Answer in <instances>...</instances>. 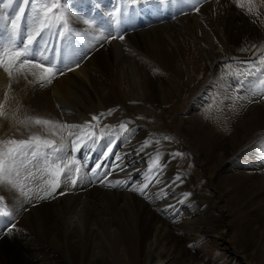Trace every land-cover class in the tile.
I'll use <instances>...</instances> for the list:
<instances>
[{"label": "bare ground", "instance_id": "1", "mask_svg": "<svg viewBox=\"0 0 264 264\" xmlns=\"http://www.w3.org/2000/svg\"><path fill=\"white\" fill-rule=\"evenodd\" d=\"M198 7V13L190 5L187 14L179 13L168 26L153 28L155 37L128 19L120 25L126 45L132 48L128 51L115 39L93 47H88L89 39L82 35L67 41L57 59L68 63L79 60V67L44 87L29 83L31 76L10 80L0 68V104L8 113L7 118L0 116V129H4L0 135L18 139L33 133L48 135L39 126L16 125L13 111L21 117L27 114L84 124L93 115L111 109V115L92 121L99 125L98 142L88 141L76 155L89 169L98 158L104 165L109 159L105 172L111 171L119 155L121 167L107 180L127 181L126 186L109 187L92 177L73 187L69 180L51 197L31 201L0 187L9 209L15 210L11 218L19 220V226L13 225L11 231L0 223V264H195L191 241L181 244L184 235L190 234L187 222L177 214L191 202V196L184 197L183 182L175 181L177 175L168 171L167 155L160 158L165 165L160 183L147 189L153 199L129 190V186L147 182L153 163L150 157L158 151L151 143L142 147L144 141L162 135L160 126L152 125L153 117H142L138 106L153 110L174 107L189 86L183 78L186 73L194 80L190 91L198 107L191 104L184 122L191 123L187 130L200 153L199 163L206 165L209 160L215 169L206 183L213 192L212 201L202 204L196 213L209 207L221 214L214 224L207 218L201 220L204 236H197L196 241H219L217 246L229 254V264H264V100L254 97L259 102L248 103L233 99L252 86L243 78L246 69L241 73L236 64L264 56V2L255 0V14L247 12L246 3L238 7L234 0H203ZM196 14L199 23L193 18ZM80 17L92 18L72 13L70 28L74 33H84L82 29L88 27ZM168 38L177 39L175 46ZM56 42L55 38L49 40V46ZM72 50L74 59L69 56ZM23 103L26 111L21 108ZM197 110L199 113H194ZM125 120L134 128L128 134L132 141L119 137V123ZM105 125L112 126L106 130L111 131V138H100L99 130ZM109 139L117 142L105 160L97 146L100 143L106 150ZM68 150L71 154L70 143ZM179 150L186 153L188 143H182ZM103 175L97 173V177ZM160 189L163 192L156 197ZM224 215L232 218L230 225L223 221ZM230 227L236 229L240 240L228 248L225 238Z\"/></svg>", "mask_w": 264, "mask_h": 264}, {"label": "snow or ice", "instance_id": "2", "mask_svg": "<svg viewBox=\"0 0 264 264\" xmlns=\"http://www.w3.org/2000/svg\"><path fill=\"white\" fill-rule=\"evenodd\" d=\"M177 3V0H171ZM180 3H190L193 10H199V4L203 0H179ZM238 7H243L244 3L248 5L247 12L255 14V0H234ZM264 2V0H262ZM160 3L165 0H121V6H117L108 13L107 26L99 25L94 18L80 17L83 24L89 29H95V34L89 36L85 33H74L70 28V15L72 6L68 0H0V68L8 75L10 80L25 79L33 85L44 87L51 84L53 80L63 75L65 71H71L73 67H79V60H72L71 63L64 59H57V54L62 52L63 47H67V41L75 39L77 36H85L89 39L88 47H93L101 41L119 39L123 40L122 34L118 33L119 26L130 15V8L140 4ZM78 15V14H76ZM47 37V39H46ZM55 38L56 43L49 46V40ZM255 47V46H253ZM86 56V53L84 54ZM245 64V78H252V86L245 95H237L234 102L238 100H247L248 103L259 102L254 97L264 100V56L247 61H241ZM244 81H241L243 87ZM8 93H5L7 98ZM5 105L0 104V116L7 118L8 113L4 111ZM112 110L107 113L93 115L91 121L84 124L69 123L48 119L40 116L24 114L18 116L16 111L11 113L13 122L16 125L29 128L39 126L43 132L33 133L27 138H14L0 140V187H6L18 192L25 201L32 199L43 200L51 197L62 183H68L74 187L78 183H84L96 177L94 182L101 184L107 183L109 187L126 186L127 181H108L107 177L112 172L120 169L119 161L122 159L116 155L115 161L110 167L111 171L105 172L106 165L103 161L96 164L93 168L85 171L87 165L79 161L78 153L88 141L98 142L96 128L101 117L111 115ZM130 121H121L119 131L129 132ZM112 126L105 125L100 128V138L111 136ZM51 137V138H50ZM166 140L171 137L164 136ZM152 141L146 139L142 147L147 148ZM159 143V141H155ZM69 143L71 144V154L69 153ZM116 141L109 139L105 145L106 150L103 157L106 160L113 154V148ZM173 159L182 154L179 152L170 154ZM162 153L156 152L153 161L148 168V174L145 177L146 183L142 186H129V190L137 191L145 199H153L147 189L150 184L160 183L159 175L162 173L165 165L160 163ZM71 161V163H68ZM73 166H75V175L73 176ZM103 173V178L97 177V173ZM39 180L37 184L36 181ZM175 181H180L178 174ZM155 193L156 197L160 196ZM63 195V193H60ZM185 198L191 193H184ZM5 197L0 196V218H9L15 214L14 209H9L4 205ZM23 202V201H22ZM183 202V201H180ZM14 227V226H13ZM11 231V229L9 230Z\"/></svg>", "mask_w": 264, "mask_h": 264}, {"label": "rangeland", "instance_id": "3", "mask_svg": "<svg viewBox=\"0 0 264 264\" xmlns=\"http://www.w3.org/2000/svg\"><path fill=\"white\" fill-rule=\"evenodd\" d=\"M68 1H72V0H68ZM72 13L79 14V16L80 15L88 16V10H86L85 8L78 9L75 6H72ZM189 16H192V15H189ZM193 18H195L197 23H199V21L197 20L198 16L194 17L193 15ZM178 24L183 25V20L180 21ZM159 25L168 26V23L152 25L149 27L150 31H148V29L144 31H148L149 33H151L152 37H155L156 32H157L155 30L160 28ZM153 28L155 30H152ZM82 31L87 32L85 31V29H82ZM92 31H94L92 34L89 32L87 33H89L90 36L94 35L95 30H92ZM180 31H182V29ZM132 33L133 32H129V35H131ZM193 33L194 32H192L189 36L193 35ZM169 40L175 46L176 43L174 42V40H177V39L174 38V40H171V39ZM134 52L138 53L137 51H134ZM184 77H186V79L189 81V84H188L189 86L187 87L186 92L180 94V97H179L180 100L178 104H176L174 107L172 108L163 107L157 110H153L151 106L150 108H148L141 104L140 106H138V109L142 117L144 118L153 117V121H152L153 126L154 125L160 126V129L163 134L161 136L155 137L157 139L155 138L150 139L152 141L151 147H155V148L157 147L156 150H158L163 155H167V159L170 157V159H168L169 160L168 171L172 172V174L174 175L179 174L183 182V188L185 190V193H191L190 195L191 202H188L189 204L187 206H184L183 209L177 211V214L181 218L182 222H187L185 223V226H187V229H188L187 232H190V234L184 235V238L181 240V244L188 245L189 242L191 241L190 247L192 246V248L194 249L193 253L191 254L195 257V264H229V261H230V259L228 258L229 254H227L223 250V248H220L219 246H217V243L219 241H217L216 239H211V238L202 240L201 242L196 241L197 236L198 237L204 236L203 225L200 224L201 220L203 218H207L210 223L214 224L216 223V221L218 220L217 218L221 214L218 211L217 212L212 211L209 207L204 208L201 213H196L198 212L197 211L198 207H200L202 204L208 205L212 201L213 192L211 189H208L206 187V183H207V178L212 175V172H214L215 169L209 160L206 161V165L205 163H202V164L199 163V161H201L200 153L198 151V148L195 145V142L191 139L188 133V130H187V128L191 127V123L184 122V117H187V111L190 108L191 104L194 107H198V104H195L192 102V95L190 91V89L193 90V86L191 84L194 83V80L188 73H186V75L183 76V78ZM138 103H143V101L138 102ZM21 108L24 111H26V104L23 103L21 105ZM194 113H199V111L197 110ZM155 118L157 119L155 120ZM3 131L4 129H0V132H3ZM164 136L171 137V139L166 140L163 138ZM10 137L11 136L8 134H2L0 135V140L7 139ZM157 140L159 141V143L155 142ZM185 142L188 143V151L186 153H182L179 150V147L181 146L182 143H185ZM176 152H179L182 155L173 159L170 154L176 153ZM2 192L3 191L0 188V196H2ZM224 217L225 219L222 218L223 221L227 225H230L231 224L230 221L232 220V218L230 216L228 217L227 215H224ZM6 220H7V222H5L6 226L12 227L14 225L13 219L11 217H9ZM18 224L19 222L17 223L16 226H19ZM227 231H228V237L225 238V241L227 242V245L229 248L230 246L236 245L239 237L237 235L235 228L230 227L227 229ZM243 244L248 245L246 241L243 242ZM234 264H241V263H234Z\"/></svg>", "mask_w": 264, "mask_h": 264}]
</instances>
